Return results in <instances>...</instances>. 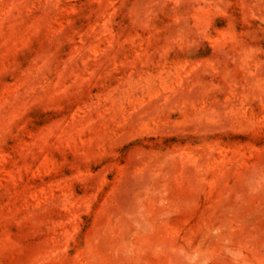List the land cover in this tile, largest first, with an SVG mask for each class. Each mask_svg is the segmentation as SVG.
Listing matches in <instances>:
<instances>
[{
  "label": "rangeland",
  "instance_id": "rangeland-1",
  "mask_svg": "<svg viewBox=\"0 0 264 264\" xmlns=\"http://www.w3.org/2000/svg\"><path fill=\"white\" fill-rule=\"evenodd\" d=\"M0 264H264V0H0Z\"/></svg>",
  "mask_w": 264,
  "mask_h": 264
}]
</instances>
